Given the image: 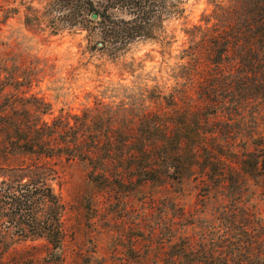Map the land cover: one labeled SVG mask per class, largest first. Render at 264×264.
I'll return each mask as SVG.
<instances>
[{
	"label": "rangeland",
	"instance_id": "374dc122",
	"mask_svg": "<svg viewBox=\"0 0 264 264\" xmlns=\"http://www.w3.org/2000/svg\"><path fill=\"white\" fill-rule=\"evenodd\" d=\"M105 2L0 0V184L24 183L29 176L25 169L41 163L12 146L29 138L30 130L42 129V123L57 129L92 128L89 120L95 121L96 113H113L121 103L129 107L132 96L137 100L133 91L161 87L165 72L176 63L174 57L187 46L184 31L203 25V16L211 11L208 0H166V12L152 39H119L99 49L102 39L92 28L96 20L92 22L86 10L99 12ZM202 70L201 77H206V65ZM258 102L263 107L251 108L245 115L262 114L254 118V128L258 127L264 143V100ZM100 103L107 107L100 108ZM205 115L213 118L211 112ZM75 116L80 120H73ZM250 124L243 129L250 132ZM237 137L243 135L238 132ZM63 142L74 144L73 133L64 140L54 139L50 155L61 153ZM247 142H237L238 156L227 157L231 164L243 159L245 147H252ZM115 148L107 149L116 154ZM74 152L65 150L68 156L40 164L46 184L62 205L61 250L52 252L45 239L27 232L30 219L24 212L15 216V206L1 205L0 264H156L177 253L175 243L197 241L205 232L211 238L216 231L214 205H202L194 183L200 176L197 169L188 171L189 165L185 166L181 177L173 175L180 181L166 178L141 185L128 173L134 162L82 163L69 156ZM263 156L264 150L256 158L262 161ZM230 167L237 175L235 165ZM263 173L260 169L251 180L259 193ZM240 175L246 178L243 171ZM261 213L264 216V207Z\"/></svg>",
	"mask_w": 264,
	"mask_h": 264
},
{
	"label": "trees",
	"instance_id": "16d2710c",
	"mask_svg": "<svg viewBox=\"0 0 264 264\" xmlns=\"http://www.w3.org/2000/svg\"><path fill=\"white\" fill-rule=\"evenodd\" d=\"M165 1L106 0L99 12L87 9L89 15H97L92 27L102 39L97 47L119 39H152L166 12ZM208 5L211 11L203 16L204 24L184 31L187 46L174 57L176 63L165 72L163 85L131 93L137 94L140 104L132 96L129 107L121 103L113 113H96L95 121L89 120L92 128L66 125L57 129L42 123V129L30 130L29 138L12 146L41 163L68 156L64 153L68 149H74L76 155L69 156L82 163L131 161L128 173L141 185L166 178L180 181L174 176L181 177L189 165L188 171H199L194 183L201 193L200 202L205 207L214 205L218 225L211 238L205 232L197 241L175 243L177 253L156 264H264V205L257 200L264 203V186L259 193L251 181L260 169L264 172V159L256 158L264 150L263 136L254 128V118L262 114L245 115L251 108L263 107L258 101L264 100V0H208ZM117 14L129 19L124 21ZM205 65L207 76L201 77ZM100 104V108L107 107ZM247 122L253 125L250 132L243 129ZM238 132L243 138L237 137ZM70 133L74 144L63 142L58 149L61 153L50 155V143ZM239 140L252 147H245L243 159L233 163L239 171L236 175L227 157L238 156ZM114 146L116 154L107 149ZM41 163L25 169L29 176L24 183L0 184V203L4 200L0 206H15V216L24 212L30 219L27 232L45 239L51 251L57 252L63 236L62 205L46 184ZM160 170L165 173L161 175ZM241 171L245 179L240 178Z\"/></svg>",
	"mask_w": 264,
	"mask_h": 264
},
{
	"label": "water",
	"instance_id": "95a60500",
	"mask_svg": "<svg viewBox=\"0 0 264 264\" xmlns=\"http://www.w3.org/2000/svg\"><path fill=\"white\" fill-rule=\"evenodd\" d=\"M90 18H91V21L94 22L97 19V15L92 14Z\"/></svg>",
	"mask_w": 264,
	"mask_h": 264
}]
</instances>
